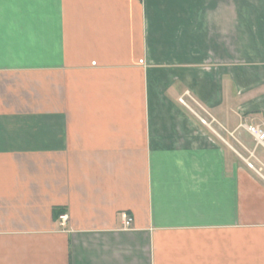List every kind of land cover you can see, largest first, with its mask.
Returning a JSON list of instances; mask_svg holds the SVG:
<instances>
[{
	"label": "crops",
	"instance_id": "crops-1",
	"mask_svg": "<svg viewBox=\"0 0 264 264\" xmlns=\"http://www.w3.org/2000/svg\"><path fill=\"white\" fill-rule=\"evenodd\" d=\"M242 123L264 0H0V264H264Z\"/></svg>",
	"mask_w": 264,
	"mask_h": 264
},
{
	"label": "built area",
	"instance_id": "built-area-1",
	"mask_svg": "<svg viewBox=\"0 0 264 264\" xmlns=\"http://www.w3.org/2000/svg\"><path fill=\"white\" fill-rule=\"evenodd\" d=\"M184 97H188L189 98L188 93H185L183 95V97L179 99V102L181 104H183L185 107L189 108V106L187 105V103L184 100ZM192 112L195 114V112L193 110H192ZM198 119L215 136H217L219 139H221V137L216 133V131L213 130L210 127V123L206 122L205 120H203V119H201L199 117H198ZM238 128L242 129L244 132H246L253 139L255 148L256 147H261V148L264 149V125L254 126V125H249V124L242 123V124L239 125ZM253 153H254V151L250 152V156L251 157H253ZM247 165L252 168V166L250 164L247 163ZM67 218H68V216H67V213H65V212H63V213L58 215L57 223H58L60 228H64L66 226ZM132 220H133L132 217L130 215H128L126 212L120 213L121 229L122 230H128L131 227V225H132Z\"/></svg>",
	"mask_w": 264,
	"mask_h": 264
},
{
	"label": "rangeland",
	"instance_id": "rangeland-1",
	"mask_svg": "<svg viewBox=\"0 0 264 264\" xmlns=\"http://www.w3.org/2000/svg\"><path fill=\"white\" fill-rule=\"evenodd\" d=\"M193 110H194V112H195V114L197 115V116H199V117H202V116H204L203 114H202V112L200 111V110H198L197 108H193ZM214 129L213 130H215L216 131V133L221 137V139H219L217 136H215L210 130H208L212 135H214V138L219 142V143H221V145H223L225 148H229L230 146H233V147H235V148H237L238 147V145L234 142V140L228 135V134H226V132H224L220 127H219V125H214V127H213ZM241 131H239V133H240ZM240 142H242L246 147L248 146V147H250V146H254V141H253V143H252V141L250 140V141H248V142H245V141H240ZM240 153L241 154H243V155H245V156H247L248 154H246L242 149H241V151H240ZM245 153V154H244Z\"/></svg>",
	"mask_w": 264,
	"mask_h": 264
},
{
	"label": "trees",
	"instance_id": "trees-1",
	"mask_svg": "<svg viewBox=\"0 0 264 264\" xmlns=\"http://www.w3.org/2000/svg\"><path fill=\"white\" fill-rule=\"evenodd\" d=\"M60 212V210H56V209H54L53 210V213L55 214V216H57V214Z\"/></svg>",
	"mask_w": 264,
	"mask_h": 264
}]
</instances>
